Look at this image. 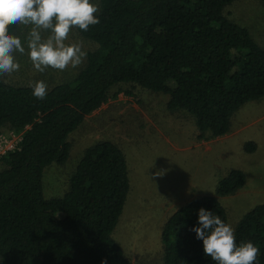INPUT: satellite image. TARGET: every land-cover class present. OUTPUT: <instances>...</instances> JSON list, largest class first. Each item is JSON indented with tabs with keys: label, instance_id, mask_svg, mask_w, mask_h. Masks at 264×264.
Listing matches in <instances>:
<instances>
[{
	"label": "trees",
	"instance_id": "obj_1",
	"mask_svg": "<svg viewBox=\"0 0 264 264\" xmlns=\"http://www.w3.org/2000/svg\"><path fill=\"white\" fill-rule=\"evenodd\" d=\"M233 1L97 0L95 11L86 0L50 1L52 15L62 13L96 46L72 80L48 90L0 80V128L20 135L0 156V264H133L111 237L129 190L121 148L109 140L86 147L60 197L43 196V168L67 160V137L86 116L119 94L137 100L136 86L168 95L169 111L192 116L197 140L228 133L232 115L264 97V48L224 15ZM27 3L0 0V38L15 34ZM244 183L230 169L214 195L169 215L162 264H264V203L229 238L218 199Z\"/></svg>",
	"mask_w": 264,
	"mask_h": 264
},
{
	"label": "rangeland",
	"instance_id": "obj_2",
	"mask_svg": "<svg viewBox=\"0 0 264 264\" xmlns=\"http://www.w3.org/2000/svg\"><path fill=\"white\" fill-rule=\"evenodd\" d=\"M51 0H28L19 28L0 38V80L35 85L43 90L67 82L85 63L96 44L82 38L68 18L52 15ZM95 11L97 0H86ZM224 15L246 28L264 48V6L260 0H234ZM127 89L130 85H123ZM137 100L119 94L86 116L67 141L63 164L43 168L46 199L62 196L83 150L109 140L124 153L129 190L111 237L133 264H162V227L175 210L193 198L214 195L230 169L245 174L234 194L218 197L227 214L229 238L247 211L264 203V97L243 104L231 117L229 134L197 140L194 119L185 111H169L168 95L133 88ZM9 130L0 128V133ZM254 141L252 152L244 144Z\"/></svg>",
	"mask_w": 264,
	"mask_h": 264
},
{
	"label": "built area",
	"instance_id": "obj_3",
	"mask_svg": "<svg viewBox=\"0 0 264 264\" xmlns=\"http://www.w3.org/2000/svg\"><path fill=\"white\" fill-rule=\"evenodd\" d=\"M20 140V135L12 131L0 133V156L13 149Z\"/></svg>",
	"mask_w": 264,
	"mask_h": 264
},
{
	"label": "crops",
	"instance_id": "obj_4",
	"mask_svg": "<svg viewBox=\"0 0 264 264\" xmlns=\"http://www.w3.org/2000/svg\"><path fill=\"white\" fill-rule=\"evenodd\" d=\"M230 131H231V130H230ZM230 131H229V132H230ZM229 132H228L227 134L231 135L232 133H229Z\"/></svg>",
	"mask_w": 264,
	"mask_h": 264
}]
</instances>
